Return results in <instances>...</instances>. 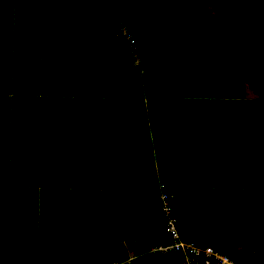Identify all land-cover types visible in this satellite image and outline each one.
<instances>
[{
  "label": "trees",
  "instance_id": "trees-1",
  "mask_svg": "<svg viewBox=\"0 0 264 264\" xmlns=\"http://www.w3.org/2000/svg\"><path fill=\"white\" fill-rule=\"evenodd\" d=\"M209 1L216 4L212 16L219 23L233 2L245 3L249 13L264 4ZM90 5L97 11L112 8L109 0H0V264H111L127 257L124 242L135 256L166 239L154 187L144 189L137 157L129 150L107 155L122 130L117 113L122 115L123 87L136 79L124 44L111 37L114 21L121 18L134 41L136 32L120 11L103 17L105 42L113 39L116 52L104 61L102 72H84V9ZM262 20L252 33L263 37L245 38L231 58L233 76L249 88V97L233 101L229 89H220L210 100L170 99L169 128L202 199L230 191L235 208L196 226L177 213L175 191H169L179 238L202 242L235 264H264L252 246L244 243L240 252L235 250L248 236L233 217L243 206L239 197L248 203L264 199ZM126 71L129 78L123 76ZM84 117L94 119L84 123ZM221 222L228 226V243L219 242ZM138 239L141 248L132 243ZM144 261L135 258L133 264H183L177 252L145 255ZM188 262L200 264L201 259Z\"/></svg>",
  "mask_w": 264,
  "mask_h": 264
},
{
  "label": "crops",
  "instance_id": "crops-1",
  "mask_svg": "<svg viewBox=\"0 0 264 264\" xmlns=\"http://www.w3.org/2000/svg\"><path fill=\"white\" fill-rule=\"evenodd\" d=\"M127 1L109 0L112 8L108 9L105 6V9L101 11H97L92 5L84 9V72L90 74L102 72L104 61L115 54L117 43L113 42L114 38L106 43L103 36V22H105L103 17L107 19L111 13H116L118 16L120 11L125 15L124 19L129 26L136 32L135 44L139 50H137L139 62L133 64V59L127 55L124 47L129 65L135 70L136 79L131 77L135 84L123 87L124 96L119 98L122 115L119 110L117 113V120L122 122V130L120 133L117 132L114 141L110 143L111 151L107 155L114 158L115 154L127 153L129 150L130 154L137 157L138 165L144 171L141 176L144 189L151 190L152 179L156 177L171 192H176V189L188 184L181 178L184 171L179 172L178 180L173 177V171L179 169L178 166L183 169L187 167L182 165L179 148L174 143V134L170 129L172 121L170 99L210 100L218 96L213 91H220V89H229L230 93L232 91L233 101L249 97V88L233 76L231 58L235 46L245 38L263 37L252 32L262 25L260 23H263V20H259L262 16L264 17V4L252 3L257 6V8L252 7L256 12L249 13L245 3L233 2L228 5L230 11L221 20L223 23H219L217 16H212L216 13V4H212L209 0H170L169 2L160 1V3ZM120 42L123 45V42ZM205 73L209 81L201 75ZM192 75H196L197 78V86L192 91L193 94L200 92L203 88L211 91L209 96H189L191 95L189 91L192 90L189 85L178 84V81H185ZM123 76L129 78L130 72H124ZM205 84L209 86L205 87ZM232 84L236 85L234 90L230 88ZM88 119H94V117H84V123ZM134 129H137L136 136ZM89 134L93 137L95 129ZM131 145L134 146L132 149ZM223 178L227 180L225 176ZM193 181L198 196L202 198V189L197 186L195 174ZM230 194H232L230 191L218 190L213 193L210 202L221 201V195ZM225 201L227 199L223 200ZM247 205L249 206L248 203L243 204L242 207ZM243 210L246 209H242L241 212ZM252 214L254 218L257 217L255 213L249 215ZM240 215L244 221L249 218V215L246 217ZM213 218L214 216L211 221ZM235 220L237 225L238 220ZM260 221L263 228L260 233L254 234L256 239L260 236L263 239L257 245L258 247L264 245V209L260 215ZM248 239L250 238L242 237L241 244L235 245V250L240 252V246L244 243L248 246ZM139 241L143 243L141 239L132 242L135 248H139L136 245ZM122 245L124 247V243ZM257 246L252 245V251L258 253L257 251L263 248L262 246L258 249ZM125 247L126 251H131L129 242L125 243ZM261 255L264 257V253Z\"/></svg>",
  "mask_w": 264,
  "mask_h": 264
},
{
  "label": "rangeland",
  "instance_id": "rangeland-1",
  "mask_svg": "<svg viewBox=\"0 0 264 264\" xmlns=\"http://www.w3.org/2000/svg\"><path fill=\"white\" fill-rule=\"evenodd\" d=\"M158 45V44H157ZM202 76H204V79L209 81L208 75L205 74H201ZM183 77V76H182ZM196 75H192L189 76L185 79V81H178V84H182V83H186L189 85L190 90L189 96H209L211 94V91L208 89H203L201 88L200 92H196L193 94L192 91H194V89L197 86V81H196ZM205 87H208L209 84H205ZM219 88V87H218ZM215 92L214 94H219L220 91H213ZM230 96H232V91L231 93L229 92ZM179 169L173 171L174 173V178H176V180H178L177 178L180 175V171L183 172L181 174V178H183V182L188 184L185 186H181L180 188L176 189V192L174 193L175 195V200L177 203V213L183 217V219H187L188 220L186 222L192 223L196 226L200 225L201 222H203V224L201 225V227H204L205 225L209 224L211 221L212 216H214L217 213H227L228 211H233L235 210L234 208V203H228L231 199H234L233 194L231 195H221V201H205L201 198V196H198L197 191H196V187L193 186V179H194V173H192V171L188 168L183 169L180 166H178ZM184 175V177H183ZM173 188V187H172ZM181 189H184L181 191ZM210 195V194H208ZM227 199V201L223 202V200ZM238 200V206L243 204L248 203L249 201H245L242 200L240 197L237 199ZM249 206L247 205L246 207H241L242 209H246L243 210L242 212H234V218L237 219V225H241V227H244V236H248L250 239H248V244L249 246L255 245L254 244V239H256L254 237L255 233H260L261 229L263 228L262 226V222L260 221V215L263 213V209H264V200H260L258 201V203H254L253 201H251L250 203H248ZM254 207L256 209L255 212V216H257L256 218H254V215H249L251 213H253L252 211L254 210ZM240 214H242V217H246L247 215H249V218L247 219V221H244V219L240 218ZM227 215V214H225ZM228 217V216H227ZM240 218V220H239ZM234 219V221L236 222V220ZM227 225L223 222H221L219 230H218V236H219V242H225L228 243L230 240H227ZM239 235V234H237ZM235 235V236H237ZM257 242H261L263 241L262 237H258V239H256ZM125 243L124 242V248L125 247ZM202 243V242H201ZM123 244V243H122ZM143 243H141V241L137 242L136 245L137 247L141 248ZM199 245H203V244H199ZM127 246V245H126ZM257 246V245H256ZM263 246V248L259 251H257L258 253H264L263 249H264V245H261V247ZM258 247V246H257ZM261 247H258L261 248ZM106 253V252H105ZM104 252H101V256H103L105 254ZM145 259V258H144ZM143 260H139L141 263H144L145 261ZM185 259V257L183 258ZM188 259H191L188 258ZM188 259L183 260V264H189V262L187 261ZM133 264V263H132Z\"/></svg>",
  "mask_w": 264,
  "mask_h": 264
},
{
  "label": "built area",
  "instance_id": "built-area-1",
  "mask_svg": "<svg viewBox=\"0 0 264 264\" xmlns=\"http://www.w3.org/2000/svg\"><path fill=\"white\" fill-rule=\"evenodd\" d=\"M112 37L114 39H120L123 42L127 55L133 59V64H137L139 58L134 38L126 24L119 17L114 21ZM152 186L154 187L158 200V213L163 219V233L166 239L149 245L135 256L131 252H127V257L123 261L112 262L111 264H132L135 258L137 260H143L145 255L151 256L167 252H177L178 255L182 256V258L185 257V259L191 257V260H196L199 258L201 259L200 264H235L216 249L206 246L203 243H199L203 245H195L191 242H182L176 229V219L168 203L170 199L169 188L156 177L152 179Z\"/></svg>",
  "mask_w": 264,
  "mask_h": 264
},
{
  "label": "clouds",
  "instance_id": "clouds-1",
  "mask_svg": "<svg viewBox=\"0 0 264 264\" xmlns=\"http://www.w3.org/2000/svg\"><path fill=\"white\" fill-rule=\"evenodd\" d=\"M169 191H170V189H169ZM175 217V216H174ZM127 252H130V251H127ZM133 263H134V261H133Z\"/></svg>",
  "mask_w": 264,
  "mask_h": 264
}]
</instances>
